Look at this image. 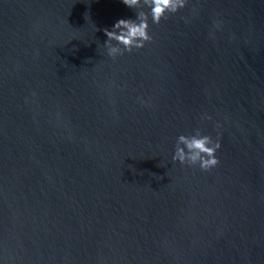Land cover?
<instances>
[{
  "label": "water",
  "instance_id": "95a60500",
  "mask_svg": "<svg viewBox=\"0 0 264 264\" xmlns=\"http://www.w3.org/2000/svg\"><path fill=\"white\" fill-rule=\"evenodd\" d=\"M135 18L0 0V264H264V0H188L112 59ZM196 129L210 171L172 161Z\"/></svg>",
  "mask_w": 264,
  "mask_h": 264
},
{
  "label": "clouds",
  "instance_id": "9594fccd",
  "mask_svg": "<svg viewBox=\"0 0 264 264\" xmlns=\"http://www.w3.org/2000/svg\"><path fill=\"white\" fill-rule=\"evenodd\" d=\"M122 3L135 12L136 18L120 19L111 30L104 29L107 37L104 48L112 59L125 52L131 53L133 49L144 48L152 40L150 24L159 25L161 20L184 9L188 0H122ZM216 27L219 28V24ZM204 118L211 119L208 116ZM220 148L218 139L213 140L210 135H204L196 129L194 135L178 137L172 161L210 171L219 164L216 153Z\"/></svg>",
  "mask_w": 264,
  "mask_h": 264
}]
</instances>
